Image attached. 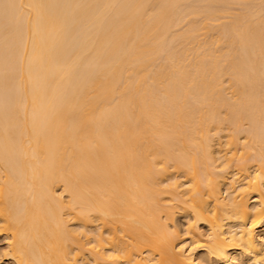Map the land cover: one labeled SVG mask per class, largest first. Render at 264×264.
Listing matches in <instances>:
<instances>
[{
  "label": "bare ground",
  "instance_id": "bare-ground-1",
  "mask_svg": "<svg viewBox=\"0 0 264 264\" xmlns=\"http://www.w3.org/2000/svg\"><path fill=\"white\" fill-rule=\"evenodd\" d=\"M0 237L264 264V0H0Z\"/></svg>",
  "mask_w": 264,
  "mask_h": 264
},
{
  "label": "rangeland",
  "instance_id": "rangeland-1",
  "mask_svg": "<svg viewBox=\"0 0 264 264\" xmlns=\"http://www.w3.org/2000/svg\"><path fill=\"white\" fill-rule=\"evenodd\" d=\"M183 228V227H182ZM4 239V238H3ZM1 237H0V264H11L10 260L6 259L5 257L2 256L1 252L6 249L5 247V239L3 240ZM4 252V251H3ZM2 259V260H1Z\"/></svg>",
  "mask_w": 264,
  "mask_h": 264
}]
</instances>
